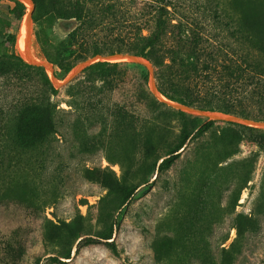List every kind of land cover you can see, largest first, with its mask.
I'll return each mask as SVG.
<instances>
[{
	"label": "rangeland",
	"instance_id": "obj_1",
	"mask_svg": "<svg viewBox=\"0 0 264 264\" xmlns=\"http://www.w3.org/2000/svg\"><path fill=\"white\" fill-rule=\"evenodd\" d=\"M22 1L26 15L29 5ZM46 2L35 0L44 8ZM107 2L96 3V14ZM118 2L125 17L117 12L115 18L136 12L132 1ZM7 4L0 1L1 15ZM167 4L165 18L177 28L165 27L164 46L152 59L143 57L156 87L194 99L199 77L191 64H213L210 58L217 56L224 66L237 65L221 75L222 84L235 80L236 89L197 98L264 120V57L247 47L233 9L243 4L249 24L264 33V0ZM44 13L41 26L56 46L53 70L60 81L81 61L110 53L99 45L93 54L94 31L68 35L74 18L49 21ZM21 21L14 47L0 50V264H264V127L212 119L169 167L157 171L154 164L206 118L156 99L149 70L124 59L108 61L115 65L91 62L60 87L50 80V92L41 67L16 47ZM37 27L30 22L29 51L43 60ZM113 34L124 39L110 43L112 49L135 55V30ZM47 94L56 104L55 132H47L42 110L29 107ZM130 187L137 188L118 209L123 189ZM110 224L112 246L100 239L74 250L78 238L99 236Z\"/></svg>",
	"mask_w": 264,
	"mask_h": 264
},
{
	"label": "trees",
	"instance_id": "obj_2",
	"mask_svg": "<svg viewBox=\"0 0 264 264\" xmlns=\"http://www.w3.org/2000/svg\"><path fill=\"white\" fill-rule=\"evenodd\" d=\"M4 1H9L10 4H7L6 6V13L4 15L0 14V50L2 52H6L8 48L14 47L19 23L26 9L24 2L21 0ZM33 1L35 4V0ZM46 1V8L41 7L37 4L34 5L32 21L38 25L37 29L34 31L36 42L40 46L44 58L49 61L52 65H54L57 61V49L56 46L48 39L45 29L41 26L40 16L43 11H45V17L49 21L58 18H74L77 21V24L72 30L69 31L68 35L73 36L87 32L89 30L94 31L96 33V37H94L93 41V54L100 52L99 45L106 46V50L109 52H120V49L118 47L112 49L109 45L110 43L123 41L124 38L120 36L118 37L117 34L113 33L115 31L117 32L120 29L127 28L136 31L135 39H137V43L139 46L133 53L141 57H147L149 59H152L151 56L153 55L154 51L160 46H164L163 44L165 38L162 35L166 29L165 27H171L173 29L177 28V24H173L170 22V20H166L165 18V15L169 14L167 10L168 0H151L150 2H142L143 0H130L132 1L131 6L136 8V12L128 14V18L123 19H121V17L115 18L117 17V12L120 13L121 16L125 17L124 13L119 10L121 2H118V0H109V2L105 3V5L103 6V9H105V11L106 9L110 10L109 13L111 17L105 16V11H99L96 14V10L97 8L99 9L101 0ZM96 3H98L99 5ZM133 4H135L136 7ZM241 6H235L233 9L235 11V17L239 23V30L243 35V40L252 52L259 53L264 57V33L260 28L249 24V22L247 21V17L244 13L246 7L243 6V4H241ZM126 11L130 12L128 8L126 9ZM137 14H139V16H137ZM142 29H145L147 33L142 34ZM101 31H106L105 33L108 36L99 37L98 32ZM109 35H112L115 38L113 39ZM199 40L207 42L206 39ZM173 41H179V38L173 39ZM214 55L215 54H209V56ZM210 59H213V64H209L204 60L198 62V67H196V65L194 64H191V67L196 69L197 75L199 77V81H195L193 83L196 95L194 99L186 100L181 97H171L164 93L159 87H157L158 91L167 99L175 102L190 105L195 104L199 108H205L211 111L229 112L230 110L227 109L225 106H218V104L205 105L207 103L202 104V101L197 98V95L204 94V92L215 96L216 94L220 95V93H224L225 91L234 92L236 89L235 80L231 82L226 81L222 84L221 75H228L230 73V70L234 69L237 65L229 64L227 66H224L222 62L218 63L219 58L217 56ZM106 64L115 65L118 64V62L110 63L108 61H96L92 65L98 66ZM69 69H67L63 75H65L69 71ZM224 69L226 70L224 71ZM41 71L44 84L47 86L50 92L54 91L55 88L51 84L49 76L47 75L43 67H41ZM50 94L37 97L40 98L38 101H35L37 100V98L34 101H30L29 107L42 110L46 116L47 132H55L57 125L55 122L56 104L50 100ZM153 101H155L157 104H161L154 98ZM70 107H72L71 104ZM72 108L76 110L75 106ZM212 121V119H205L194 130H192L190 133L185 134L181 138V140L164 155V157L159 159L157 164H154L153 168H156L157 171H160L162 168L169 167L173 163V160L178 156L180 150L182 149V145L186 143L195 134L206 130ZM145 182H147V180H145ZM136 188L137 187H130L123 189V195L118 209H120L121 206L129 200ZM112 229L113 224H110L107 231L99 236H83L78 238L74 243V250H76L82 242L98 241L100 239L104 240V242L112 246V240H109L111 238ZM48 257L50 259H56L55 256ZM64 257H69V252L65 254Z\"/></svg>",
	"mask_w": 264,
	"mask_h": 264
},
{
	"label": "water",
	"instance_id": "obj_3",
	"mask_svg": "<svg viewBox=\"0 0 264 264\" xmlns=\"http://www.w3.org/2000/svg\"><path fill=\"white\" fill-rule=\"evenodd\" d=\"M24 1L28 2V5H29V11L26 14L27 27H26V41H25L26 48H27V51H26L27 61L35 66L43 67L46 73L48 74L49 79L52 81L55 87H60L70 82L83 68H85L91 62L109 61V60H114V59H124L128 62L139 63L145 66L149 70V90L151 94L156 99H158L159 101L163 102L164 104L172 108L186 111V112L195 113V114L203 116L206 119H223V120L243 123V124H247L251 126L264 127V120H257L253 118L242 117V116H238L236 114L230 113V112L211 111L205 108H199V107H195L190 104L179 103V102H175V101L167 99L158 91L155 85L153 71L151 69L150 62L146 58H143L138 55H130L128 53H122V52H110L107 54H96L78 63L70 71V73L62 81H60L54 73L53 65L49 61H47L46 59H43V60L36 59L32 57L29 51V37H30L29 24L32 21L34 1L33 0H24Z\"/></svg>",
	"mask_w": 264,
	"mask_h": 264
},
{
	"label": "bare ground",
	"instance_id": "obj_4",
	"mask_svg": "<svg viewBox=\"0 0 264 264\" xmlns=\"http://www.w3.org/2000/svg\"><path fill=\"white\" fill-rule=\"evenodd\" d=\"M21 26H22V28L20 30V36H19L18 42L16 43V47L18 48V51H19V48H20V50L25 54V55H22V54L21 55L24 58H26V51H27L26 44H25V41H26V27H27L26 15L23 16V19L21 21ZM31 53H32L31 54L32 57H34L36 59L40 58L33 50L31 51Z\"/></svg>",
	"mask_w": 264,
	"mask_h": 264
}]
</instances>
